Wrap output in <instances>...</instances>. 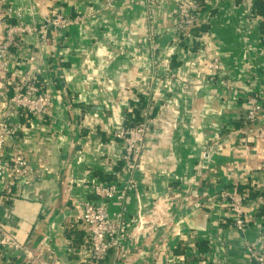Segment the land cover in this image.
<instances>
[{"label": "crops", "instance_id": "0c3cea01", "mask_svg": "<svg viewBox=\"0 0 264 264\" xmlns=\"http://www.w3.org/2000/svg\"><path fill=\"white\" fill-rule=\"evenodd\" d=\"M36 1L26 19L54 11L84 17L52 29L53 105L45 114H19L23 128L8 146L39 174L31 186L0 182L8 201L0 202V216L8 206L15 237L60 264H163L166 257L255 264L245 245L264 243V138L257 135L264 117L250 122L245 113L246 95L264 79V0H197L191 39L173 28L176 0H151L149 10L146 0ZM34 48V37L25 36L12 58L22 61ZM213 57L216 71L208 66ZM10 93L0 75V105ZM136 96L148 100L151 124L134 172L137 192L124 200L131 235L96 261L76 215L82 200L119 209L98 198L94 185L125 175L112 133L133 120ZM237 186L246 195L243 230L221 195ZM0 264L23 258L0 249Z\"/></svg>", "mask_w": 264, "mask_h": 264}, {"label": "built area", "instance_id": "2783aa9c", "mask_svg": "<svg viewBox=\"0 0 264 264\" xmlns=\"http://www.w3.org/2000/svg\"><path fill=\"white\" fill-rule=\"evenodd\" d=\"M146 2L149 10L151 0ZM176 2L177 17L173 28L178 35L191 39L197 21L199 3L197 0H176ZM38 5L36 0H29L21 6L0 0V75L7 80L11 91L0 105V182L4 185L11 180H17L31 186L39 178L37 169L24 154L17 149L8 150V146L23 128L19 114L24 112L32 116L45 114L53 105L50 89L54 68L49 59L55 46L51 38L52 29L62 32L70 24L82 21L84 17L82 14L71 16L61 11H54L45 18L32 16L26 19V12L33 15ZM148 16H151L150 12ZM28 35L34 37L35 48L24 60L15 62L12 58L13 53ZM151 37V45L154 49L156 46L153 34ZM208 66L212 71H216L219 68L218 58H211ZM171 75L173 73L169 74ZM39 78L41 82L38 81ZM141 101L140 96L134 98L136 103ZM246 103V120L256 122L264 117V79L260 89L248 92ZM139 115L141 120L136 124H124L112 133V137L119 139L122 144L120 159L124 163L125 173L122 180L94 185V194L98 198L118 202L119 209L109 213L103 203L82 200L76 215L86 230L90 256L96 261L104 259L111 249H118L131 235L125 216L124 200L128 192H137L134 172L139 166L142 151L146 146V133L151 124L148 100L142 103ZM257 135L259 138H264V129H261ZM221 193L232 212L233 225L238 230H243L247 223L243 208L245 193L237 189L225 188ZM11 217L10 209L6 206L0 216V249L19 252L23 256V264H60L56 258L46 259L39 248L19 241L7 226ZM141 221L139 219V223ZM245 246L255 264H264V243L259 248L250 243H246ZM163 264H175V261L172 257H166Z\"/></svg>", "mask_w": 264, "mask_h": 264}, {"label": "trees", "instance_id": "16d2710c", "mask_svg": "<svg viewBox=\"0 0 264 264\" xmlns=\"http://www.w3.org/2000/svg\"><path fill=\"white\" fill-rule=\"evenodd\" d=\"M38 81L41 82V78H39ZM7 86H8V90L10 91L9 85H7ZM140 98L142 100L141 103H136L135 102V106L132 107V112H134V114H135L133 116V120L131 122H128L125 125H133V124H136L139 120H141V116L139 115V108L141 107L142 103L144 102L143 101L144 99L141 96H140ZM236 189L239 190V191L242 190V189H240L239 186H237ZM6 190H7L6 187H4L2 189V191L0 192L2 194V197H1V201L0 202L3 201L5 204L8 202V201H5V194H7V191ZM241 192H243V191H241Z\"/></svg>", "mask_w": 264, "mask_h": 264}, {"label": "water", "instance_id": "95a60500", "mask_svg": "<svg viewBox=\"0 0 264 264\" xmlns=\"http://www.w3.org/2000/svg\"><path fill=\"white\" fill-rule=\"evenodd\" d=\"M22 258H23V256H22Z\"/></svg>", "mask_w": 264, "mask_h": 264}]
</instances>
